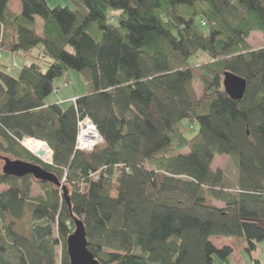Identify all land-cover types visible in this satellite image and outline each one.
<instances>
[{"label": "trees", "instance_id": "obj_1", "mask_svg": "<svg viewBox=\"0 0 264 264\" xmlns=\"http://www.w3.org/2000/svg\"><path fill=\"white\" fill-rule=\"evenodd\" d=\"M10 1L0 0V49L36 57L17 77L0 68V151L61 187L36 181L32 200V177L0 171V264H57V249L69 264L74 219L99 264H232V249L210 239L249 253L264 243V47L247 44L264 35V0H72L73 10L16 0L20 13ZM199 55L207 62L189 63ZM69 72L85 93L48 103ZM226 74L245 80L240 101L224 93ZM86 118L102 144L75 151ZM25 139L46 143L51 164ZM216 156L234 163L235 187L212 170ZM26 210L33 225L21 235Z\"/></svg>", "mask_w": 264, "mask_h": 264}, {"label": "rangeland", "instance_id": "obj_2", "mask_svg": "<svg viewBox=\"0 0 264 264\" xmlns=\"http://www.w3.org/2000/svg\"><path fill=\"white\" fill-rule=\"evenodd\" d=\"M18 1H12L11 8L16 12H21V5ZM48 6L53 9L57 6L60 7H68L71 10L76 9L75 4L72 2V0H48L47 1ZM20 7V11L18 8ZM16 8V10H15ZM113 19H116L119 17V13L114 12L111 14ZM38 27L42 24V21L40 19H37ZM247 44L252 49H258L264 47V35L260 33H252L250 34L249 38L247 39ZM1 58H0V68L4 70V72L8 73L12 77H17L19 73L21 72L22 68L28 64H30L31 60L34 61L35 59V51L30 52L28 55H22V54H10L7 52H3V48H1ZM207 62V58L204 56L199 55L198 58L195 60V58H191L189 60V63L192 65L195 64H201ZM15 64V65H14ZM16 66V67H14ZM68 76V84L66 85L67 79H59L56 80L54 83L55 90L53 91V94L49 97L47 100L48 103H55L58 102V104H63L67 102H72L76 97L81 94L85 93V88L83 86V83L81 81V78L78 74L69 72ZM66 81V82H65ZM59 86V91H57V87ZM193 89L196 92L197 96L201 93V87L199 85H193ZM81 126L79 134L81 135L83 131H85L87 128H90L92 131L96 132L95 127L92 125V123L89 120H85ZM89 125V126H87ZM195 132L197 130V127L194 125ZM193 133H191V136ZM27 140V139H26ZM44 143V142H43ZM46 145V143H44ZM23 145V143H22ZM47 146V145H46ZM25 148V146L23 145ZM26 149V148H25ZM30 154L37 157L42 161L43 163L50 164L51 154L47 156L48 158H41L38 157L36 154L30 152L28 149H26ZM8 159L10 161H14L15 159L11 157L9 154H6L2 151H0V171L4 165V160ZM213 171H221L224 177V187L226 188H233L236 186V177L237 172L235 170L234 163L231 161V159L227 158L226 156H216L212 162L211 166ZM6 190V187L0 186V193L4 192ZM43 195L41 187L35 180H31V188L29 196L32 200L36 199L37 197ZM213 205L216 207H222V204L217 201H212ZM7 219V218H6ZM9 220V219H8ZM33 225V221L31 218V214L29 213V210H26L22 219L16 223L15 230L21 235H26L28 229ZM210 242L212 245L216 248H221L224 246L230 247L232 249V255L229 258V262L232 264H253V260H259L261 264H264V243H261L257 250L253 252H247L245 250L246 245L244 242H236L231 239H225V238H212L210 239ZM60 261V251L57 249L56 251V262L59 264Z\"/></svg>", "mask_w": 264, "mask_h": 264}, {"label": "water", "instance_id": "obj_3", "mask_svg": "<svg viewBox=\"0 0 264 264\" xmlns=\"http://www.w3.org/2000/svg\"><path fill=\"white\" fill-rule=\"evenodd\" d=\"M222 87L224 93L231 100L240 101L245 93L246 82L234 75L226 74L222 81ZM1 172L4 176L18 179L30 176L37 182L61 187L55 175L43 170L40 166L28 162L5 159ZM62 190L66 199V191L63 188ZM73 223L74 229L67 237L65 243L69 264H99L87 249L86 232L83 223L77 219H74Z\"/></svg>", "mask_w": 264, "mask_h": 264}, {"label": "bare ground", "instance_id": "obj_4", "mask_svg": "<svg viewBox=\"0 0 264 264\" xmlns=\"http://www.w3.org/2000/svg\"><path fill=\"white\" fill-rule=\"evenodd\" d=\"M87 120H89L91 123L92 121L87 118ZM92 125L95 127L96 131H97V128L96 126L92 123ZM89 126V125H87ZM90 127V126H89ZM98 133V131H97ZM95 133H93L91 131V129L87 130L84 134V137L86 139H95ZM99 135V133H98ZM100 137V135H99ZM22 145V143H21ZM23 145L25 146L26 149H28L30 152L36 154L38 157H41V158H48L47 156H49V154H51V151L50 149L41 141H36V140H32V139H27L23 142ZM22 145V146H23ZM37 158V157H36Z\"/></svg>", "mask_w": 264, "mask_h": 264}, {"label": "built area", "instance_id": "obj_5", "mask_svg": "<svg viewBox=\"0 0 264 264\" xmlns=\"http://www.w3.org/2000/svg\"><path fill=\"white\" fill-rule=\"evenodd\" d=\"M1 51L0 50V58H1ZM74 102V100L72 101V103ZM87 119V118H86ZM84 119L78 127V134H77V138H76V143H75V151H79V152H91L94 149H96L97 147H99L102 144V139L101 137H99L97 131H92L93 133H95V139H86L84 137V134L87 130H89L90 128H87L85 131L82 132V134L80 135V129L81 126L83 125L82 123L86 120Z\"/></svg>", "mask_w": 264, "mask_h": 264}, {"label": "crops", "instance_id": "obj_6", "mask_svg": "<svg viewBox=\"0 0 264 264\" xmlns=\"http://www.w3.org/2000/svg\"><path fill=\"white\" fill-rule=\"evenodd\" d=\"M12 1L14 2V1H16V0H11V1L9 2L8 6H9L10 10H11L12 12H14V13H19V12L14 11V10L11 8L10 5H11ZM17 2H18V1H17ZM19 4H20V3H19ZM15 10H16V8H15ZM18 10L20 11V7L18 8ZM72 98H76V97H72ZM55 103H58V102H55Z\"/></svg>", "mask_w": 264, "mask_h": 264}, {"label": "clouds", "instance_id": "obj_7", "mask_svg": "<svg viewBox=\"0 0 264 264\" xmlns=\"http://www.w3.org/2000/svg\"><path fill=\"white\" fill-rule=\"evenodd\" d=\"M75 100V99H74ZM24 141H22L21 143H23Z\"/></svg>", "mask_w": 264, "mask_h": 264}]
</instances>
